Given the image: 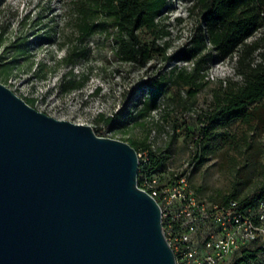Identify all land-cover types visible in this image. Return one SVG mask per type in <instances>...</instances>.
<instances>
[{"label":"rangeland","instance_id":"374dc122","mask_svg":"<svg viewBox=\"0 0 264 264\" xmlns=\"http://www.w3.org/2000/svg\"><path fill=\"white\" fill-rule=\"evenodd\" d=\"M188 7L184 0H165L154 27L139 32L153 58L131 64L116 56L108 20L99 22L95 34L82 36L65 0H0V83L25 102L33 100L29 106L35 110L90 126L99 137L139 145L146 141L154 148L172 140L162 171L166 181L186 169L189 186L200 200H241L264 180V126L218 119L210 125L209 140H202L200 148L196 144L230 69L225 62L208 60V48L200 55L202 72H192V63L172 59L190 46L196 50L195 42H189L198 32V15ZM67 50L74 60L71 69L61 64ZM200 57L196 61L202 66ZM181 68L185 71L179 77ZM84 78L81 87L69 89ZM154 81L166 88L158 108L148 111L142 91ZM190 113L195 117L183 119ZM103 118L112 121L105 124ZM251 263L264 264V252Z\"/></svg>","mask_w":264,"mask_h":264},{"label":"water","instance_id":"95a60500","mask_svg":"<svg viewBox=\"0 0 264 264\" xmlns=\"http://www.w3.org/2000/svg\"><path fill=\"white\" fill-rule=\"evenodd\" d=\"M137 153L0 83V264H175Z\"/></svg>","mask_w":264,"mask_h":264},{"label":"trees","instance_id":"16d2710c","mask_svg":"<svg viewBox=\"0 0 264 264\" xmlns=\"http://www.w3.org/2000/svg\"><path fill=\"white\" fill-rule=\"evenodd\" d=\"M65 1L67 12L74 18L72 20L82 36L95 34L102 20L112 23L116 40L115 54L120 61L144 64L153 58L150 48L140 40L139 32L154 27V21L159 16V10L165 5V0ZM184 1L189 4L188 11H196L198 15V32L189 42L190 45L195 42L196 50L190 46L186 50H180L182 53L180 57L172 59L192 63V72H202L204 58L200 55L208 48L206 55L208 60L216 59L225 62L238 76V79L226 78L220 81V86H223L222 94L216 97L213 110L206 114L208 123L196 144L200 148L202 140H209L210 125L218 119L239 120L244 125L257 122L264 126V0ZM162 51L165 54V49L162 48ZM196 57H200L202 66H199ZM61 64L70 69L74 66V60L68 50ZM184 71V68L179 70V77H182ZM85 80L86 78L80 84H71L69 89H78ZM184 81L186 84L191 83L189 80ZM192 84L201 85L195 82ZM165 88V83L154 81L146 92L142 91L143 103L148 111H155L158 108ZM26 103L32 105L33 100L27 99ZM127 115L128 112L125 111L123 118ZM100 117L103 116L100 115ZM103 121L109 124L112 119L103 118ZM171 142L172 140L166 146L154 149L146 141L140 145L134 141H129L128 144L136 152L148 151L149 166L147 168L152 173L165 170ZM229 200L236 199H225L221 203ZM262 200H264V180L254 193L236 201L242 207H247ZM259 251L261 250L244 251L233 264L254 260Z\"/></svg>","mask_w":264,"mask_h":264},{"label":"built area","instance_id":"2783aa9c","mask_svg":"<svg viewBox=\"0 0 264 264\" xmlns=\"http://www.w3.org/2000/svg\"><path fill=\"white\" fill-rule=\"evenodd\" d=\"M228 66L227 78L238 79ZM182 117L194 118L195 114ZM150 147L154 149L152 144ZM136 153L140 173L137 186L160 209L163 234L175 264H227L244 251L264 252V200L247 207L236 200L216 204L202 201L191 190L186 169L166 181L165 172H149L147 150ZM245 264H252L251 260Z\"/></svg>","mask_w":264,"mask_h":264}]
</instances>
